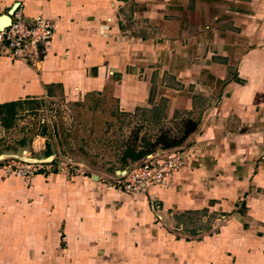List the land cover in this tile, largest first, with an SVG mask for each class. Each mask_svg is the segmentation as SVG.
Masks as SVG:
<instances>
[{"label":"crops","instance_id":"obj_1","mask_svg":"<svg viewBox=\"0 0 264 264\" xmlns=\"http://www.w3.org/2000/svg\"><path fill=\"white\" fill-rule=\"evenodd\" d=\"M13 7L55 31L36 68L0 57V105L97 96L189 158L133 196L101 183L121 169L28 185L0 158V264H264V0H0V23Z\"/></svg>","mask_w":264,"mask_h":264},{"label":"rangeland","instance_id":"obj_2","mask_svg":"<svg viewBox=\"0 0 264 264\" xmlns=\"http://www.w3.org/2000/svg\"><path fill=\"white\" fill-rule=\"evenodd\" d=\"M16 113L7 125L9 133L0 138V151L43 159L28 151L25 154L22 150H27L24 146L34 135L44 136L46 148L55 152L53 160L60 166L56 173L68 179L124 170L127 167L124 158L131 163L130 157L163 147L175 138L174 134H167V127L175 129V124L165 126L162 121L151 120L147 111H136L134 114L121 112L115 105L97 96L84 101L58 97L38 100L22 108L17 107ZM168 136L170 139L166 138ZM2 154L6 153L0 152Z\"/></svg>","mask_w":264,"mask_h":264},{"label":"built area","instance_id":"obj_3","mask_svg":"<svg viewBox=\"0 0 264 264\" xmlns=\"http://www.w3.org/2000/svg\"><path fill=\"white\" fill-rule=\"evenodd\" d=\"M54 31V24L44 16L37 15L32 22H28L18 9L12 14L10 22L0 27V57L22 61L36 68L47 56ZM188 158L189 149L185 145L156 149L129 163L124 173L115 175L114 181L100 180L106 189L128 196L143 193L154 186L165 189ZM2 162L5 173L18 176L29 184L36 175L46 177L60 168L53 157L50 161H40L11 154Z\"/></svg>","mask_w":264,"mask_h":264},{"label":"trees","instance_id":"obj_4","mask_svg":"<svg viewBox=\"0 0 264 264\" xmlns=\"http://www.w3.org/2000/svg\"><path fill=\"white\" fill-rule=\"evenodd\" d=\"M37 101H18V102H11V103H6V104H2L0 105V121H3V126L7 127L8 124H10L11 119L14 118V116H16V108L17 107H24V105H28V104H33L36 103ZM167 139H170V136L166 137ZM181 140H175L169 142L168 144H166L165 146H163L162 148H169V146L171 145H177L178 143H180ZM21 144H24V141H21ZM155 150V149H154ZM152 151H148V152H140V154H138L136 157H130L132 159V161H137L138 159L142 158L143 156L153 152ZM46 156H50L51 153L49 151V148L46 151ZM123 162L125 163L124 165H128L129 163L126 162L125 158L123 159Z\"/></svg>","mask_w":264,"mask_h":264},{"label":"water","instance_id":"obj_5","mask_svg":"<svg viewBox=\"0 0 264 264\" xmlns=\"http://www.w3.org/2000/svg\"><path fill=\"white\" fill-rule=\"evenodd\" d=\"M14 10H15V7H13V8L8 12V14L5 15V16L3 17V22L0 23V27H2L3 25H5V24H7V23L10 22V16L13 14ZM10 155H11V154H10ZM7 156H9V155H7ZM7 156H4V154H2V155H0V158H4V157H7ZM15 156H18V155H15ZM18 157H19V156H18ZM51 159H52V156H49V157L44 158V159H39V160H40V161H50ZM119 173H124V170H123V171H119ZM97 178H98L97 175H94V179L97 180Z\"/></svg>","mask_w":264,"mask_h":264}]
</instances>
